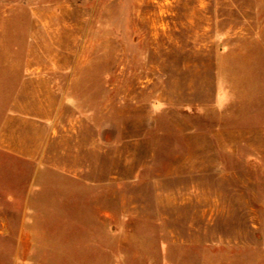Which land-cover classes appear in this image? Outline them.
I'll return each mask as SVG.
<instances>
[{
	"label": "rangeland",
	"instance_id": "rangeland-1",
	"mask_svg": "<svg viewBox=\"0 0 264 264\" xmlns=\"http://www.w3.org/2000/svg\"><path fill=\"white\" fill-rule=\"evenodd\" d=\"M48 96L101 188L0 174V264H264V0H0V125Z\"/></svg>",
	"mask_w": 264,
	"mask_h": 264
},
{
	"label": "crops",
	"instance_id": "crops-1",
	"mask_svg": "<svg viewBox=\"0 0 264 264\" xmlns=\"http://www.w3.org/2000/svg\"><path fill=\"white\" fill-rule=\"evenodd\" d=\"M50 96L35 110L34 116L13 113L0 125V174L5 188H29L35 167L40 163L43 165L40 183L44 188H101L98 131L89 124L84 128L86 120L76 115V108L71 107V117H64L70 106ZM58 145L62 148L60 153L53 151ZM114 237L108 235L104 240ZM97 264H122V261L112 255L98 260Z\"/></svg>",
	"mask_w": 264,
	"mask_h": 264
}]
</instances>
